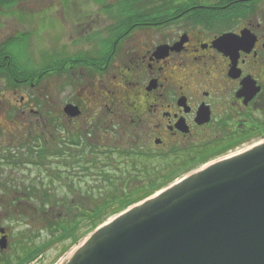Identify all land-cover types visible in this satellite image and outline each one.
I'll list each match as a JSON object with an SVG mask.
<instances>
[{
    "label": "flooded vegetation",
    "instance_id": "obj_1",
    "mask_svg": "<svg viewBox=\"0 0 264 264\" xmlns=\"http://www.w3.org/2000/svg\"><path fill=\"white\" fill-rule=\"evenodd\" d=\"M128 1L115 25L95 20L81 23L82 31L72 25L76 51L57 62L21 68L0 44V178L57 167L62 179L80 181L84 169L92 170L81 158L93 146L91 158H105L108 167L115 155L126 164H169L161 184L264 140V0ZM8 72L12 100L1 93ZM67 106L80 115L66 114ZM3 122L13 133L3 131ZM136 176L137 187L146 185ZM36 190L41 194H28L30 201L52 199ZM36 215L29 223L51 224L52 241L35 245L41 235L31 230L15 244L0 222L6 244L0 264H49L45 251L62 243L54 230L63 217L55 210Z\"/></svg>",
    "mask_w": 264,
    "mask_h": 264
},
{
    "label": "water",
    "instance_id": "obj_2",
    "mask_svg": "<svg viewBox=\"0 0 264 264\" xmlns=\"http://www.w3.org/2000/svg\"><path fill=\"white\" fill-rule=\"evenodd\" d=\"M61 264H264V140L129 207Z\"/></svg>",
    "mask_w": 264,
    "mask_h": 264
},
{
    "label": "rangeland",
    "instance_id": "obj_3",
    "mask_svg": "<svg viewBox=\"0 0 264 264\" xmlns=\"http://www.w3.org/2000/svg\"><path fill=\"white\" fill-rule=\"evenodd\" d=\"M128 2L130 1L26 0L22 3L7 6L0 9V44L6 50V54H10L15 64L21 68L25 67L28 61H31L33 65L45 64L47 63V59L51 60V62H57V58H60L65 51H70V53L76 51L71 42L72 38L78 36L79 33L76 31L70 32L72 25L80 23L81 28L79 30L81 31L85 28L84 24L81 23L88 24L95 20L106 22L107 24L114 20L115 25L116 18H121L120 11L123 8L122 6ZM65 22L68 24V28L65 27L62 30V25ZM10 83H12L11 74L9 72L3 73V86L1 87L3 99L12 100L13 98L10 91L7 90ZM52 91L55 100L58 101L60 97L59 87L53 88ZM8 108L3 109V114H8L6 113V109ZM2 124L4 127L3 131L7 132L8 135L15 130L14 126L8 122H3ZM114 126L116 128L117 124ZM121 128L118 130L120 138L124 136ZM129 138V144H133L132 137ZM115 159L116 163L114 166L108 168L109 174L113 177L112 184L104 181L100 171L85 172L87 176L83 177L80 181L77 180V182L73 179H68V177H63L64 179H62L60 175L57 176L55 174L58 173L57 167L51 170L55 173H51L50 171L48 174H45L46 170H15L8 172L11 173V177L3 176L0 178L2 182L0 184V196L2 197L1 200H3L0 202V222L2 226L10 230L12 240L16 242L15 244L20 243V235L29 234L31 230H35L38 234L40 233L41 238L34 240V243L35 245H41L47 241H52L50 239L52 236L42 221L35 223L36 225H33L36 226L35 228L29 223L34 218L35 213L38 212L39 214L42 211L38 210V207L43 204L30 201L31 197H27L28 194L35 197L36 193H40L36 189L46 190L51 196L52 202L46 206L47 211L55 210L57 215L61 214L62 217H67L70 214L66 211V200L77 204L79 202L84 203L85 201L95 202L94 200L97 198L118 196L117 189H120V193H123L125 186L136 185L137 187L138 177L136 174L143 178L145 182L149 183L152 180L158 182L163 178L164 171L170 167L169 164L157 160L140 161L129 159V164H126L124 161L117 160L116 155ZM195 170L197 169L195 168ZM123 171H125V176L122 174ZM185 176L184 174L173 182L163 181L161 184L165 185L166 188ZM129 178H132V182L126 183ZM121 179L124 183L120 182ZM116 216L109 220H112ZM60 241L62 243L56 241V244L48 247V250L45 251L49 264H61L83 240L78 244L72 243L71 239L66 240L62 238Z\"/></svg>",
    "mask_w": 264,
    "mask_h": 264
},
{
    "label": "trees",
    "instance_id": "obj_4",
    "mask_svg": "<svg viewBox=\"0 0 264 264\" xmlns=\"http://www.w3.org/2000/svg\"><path fill=\"white\" fill-rule=\"evenodd\" d=\"M24 1L26 0H0V9L14 4L22 3ZM90 147L93 150L84 153V156L81 159L82 162H87L88 164H90L92 170L84 169L83 170L84 173L85 172L90 173L91 171L92 172L100 171L104 181L106 183L112 184L113 177L109 174L108 168H111V166L108 167L107 164L108 160H105V158H103V160L98 158L95 159V157H93L92 159L91 157L95 152L93 146ZM125 158H126L125 156L119 155L117 157V160L125 161ZM113 163L114 164L116 163V159L115 161L113 160ZM124 172L125 171H123L122 173L123 176H125ZM51 173H55V172L51 171ZM55 174H57L58 176V173ZM131 179L132 178L127 179L128 181L126 183L132 182ZM120 182H123V180L121 179ZM124 188L125 189L123 193H120L121 191L120 189L116 190L118 196L115 195L113 197L111 196L106 198H97L94 200L96 203L93 201H85L84 203L79 202L77 204L76 203L73 204V202L66 200V206H65L67 208L66 211L70 215L67 217H63L62 218L63 222L57 223V225H55L56 232L59 231L61 235H63L62 238H65L66 240L71 239L73 241L72 243L78 244L80 241L84 240L89 234H91L101 225L106 223L110 218L119 215L120 213L127 210L129 207L151 197L155 193L164 189L165 185L159 184L155 180H152L149 183L146 182V185L144 186L136 187V185H133L128 187L125 186ZM51 202H52L51 200L45 202H39L43 205L38 207V210H42L41 212L47 211L46 206L49 205ZM87 203H92V204H87ZM93 203H95V205H93ZM35 217L40 218V216L37 215L34 216V218ZM44 226L49 229L51 228V224H47V225L44 224ZM5 262L6 264L10 263L9 260H5Z\"/></svg>",
    "mask_w": 264,
    "mask_h": 264
}]
</instances>
